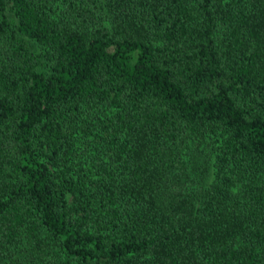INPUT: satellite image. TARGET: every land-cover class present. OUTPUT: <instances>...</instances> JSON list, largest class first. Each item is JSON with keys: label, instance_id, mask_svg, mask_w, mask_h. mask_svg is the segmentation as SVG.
<instances>
[{"label": "trees", "instance_id": "1", "mask_svg": "<svg viewBox=\"0 0 264 264\" xmlns=\"http://www.w3.org/2000/svg\"><path fill=\"white\" fill-rule=\"evenodd\" d=\"M0 264H264V0H0Z\"/></svg>", "mask_w": 264, "mask_h": 264}]
</instances>
